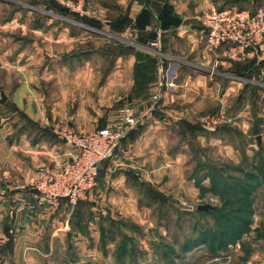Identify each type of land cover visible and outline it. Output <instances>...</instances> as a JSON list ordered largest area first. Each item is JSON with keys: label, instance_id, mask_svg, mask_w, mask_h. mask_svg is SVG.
<instances>
[{"label": "rangeland", "instance_id": "1", "mask_svg": "<svg viewBox=\"0 0 264 264\" xmlns=\"http://www.w3.org/2000/svg\"><path fill=\"white\" fill-rule=\"evenodd\" d=\"M135 1L0 0V98L2 90L13 97L10 103L9 100L0 103V109L10 110L13 118L19 119V122L23 120L40 124L46 121L50 123L51 119L54 122L49 109L53 94L61 90L54 80L57 77L49 73L48 66L60 63L63 66V61L70 57L79 67L76 55L80 51L89 55L88 65L100 69V74L102 68V74L108 72L109 66L119 54L129 52H134L139 60L142 55V60L147 59L146 68L153 71L160 57L155 54L151 57L152 54L143 53L124 40L129 37L140 44L144 42L146 46L159 47L158 31L138 33L135 30L138 28L137 19L135 21L134 16L130 15L131 5ZM155 1L164 2L181 17L166 16L167 26L163 28L150 15V23L157 24L156 27L161 30H169L179 25L203 30L205 49L207 33L203 17L212 6L218 9L236 6L251 12L264 8V0ZM62 7H70L71 11L62 10ZM164 8L165 6L159 15L164 13ZM64 28L69 29L75 39L70 41L71 45H67L68 52L60 50L58 53L49 48V45L55 36L56 40L63 38L60 33ZM209 54L213 58L212 72H216L223 61L243 65L248 61L250 64L255 59L256 65L248 66L246 73L240 72L242 67H231L233 73L236 72L247 84L248 88H245L242 100L239 99L238 102L236 98L226 102L229 108L225 112L220 100L216 99L211 109L199 111L200 114L193 117V121L187 122L181 121L183 119L175 121L171 116L154 110L160 102V99L155 101L154 94L152 116L145 123L140 122L137 117L131 135L138 138L145 131L148 133L149 129L151 136L163 137L167 134V137H163L168 141L167 153L174 156L180 148L185 152L181 167L184 186L180 188L179 180L175 181L177 184L172 182L169 186L164 185V181L168 180L166 178H169L167 171L162 174V177H166L164 181L157 184L145 182L137 176L131 182L128 180L129 194L116 197L115 210L104 209L97 215L98 218L91 213L83 212L82 216L78 215L81 210L76 212L71 225L73 222V230L79 229L80 234L85 237L86 244L82 247H85L86 254L76 261L72 260L71 264H264V176L261 175V169L264 170V65L257 68L259 58L260 61L264 60V55H251L244 62L227 59L220 53ZM217 58L220 59V64L215 66ZM162 65L165 66L164 63ZM52 69L60 71L61 68ZM90 87L88 93L94 99L95 92ZM16 93L20 95L14 99ZM35 93L37 98L33 96ZM121 101L115 102L118 109L122 105L118 117L107 126L121 122L127 109L135 112L133 105H124ZM36 103L38 107L39 104L42 105L44 114L39 123L31 121L23 111L26 106L37 110ZM4 117H0V124ZM55 121L69 122L81 134L93 131L77 130L70 121ZM145 126L151 127L145 130ZM257 134L261 137L260 142ZM248 171L259 175L261 185L249 196H244L246 204L236 200L238 195H224L214 189V177L218 176L220 182L247 180ZM99 176L100 172L97 180ZM202 204H210L211 208L208 210H212L199 211L198 207ZM242 217L248 219L247 223L240 220ZM91 219L93 223L88 222ZM79 222H82L80 227ZM234 225L240 226L241 232L231 237L226 245L221 244L219 237L215 240L212 238L211 229L223 227L232 232ZM1 231L2 228L0 264H6L1 256L9 252L7 245L2 244L6 238ZM204 234L207 235L205 241L198 240L190 246L189 243ZM8 264H11L9 260Z\"/></svg>", "mask_w": 264, "mask_h": 264}, {"label": "crops", "instance_id": "2", "mask_svg": "<svg viewBox=\"0 0 264 264\" xmlns=\"http://www.w3.org/2000/svg\"><path fill=\"white\" fill-rule=\"evenodd\" d=\"M159 2L151 1L150 11L155 17L165 6L164 2ZM144 3L145 0H136L131 5L130 15L134 16L135 21L137 19L138 28L135 30L144 33L158 31L159 47L146 46L129 37L128 40L123 39L141 52L152 54L151 57L154 54L160 57L153 68L155 72L146 68L147 59L141 60V55L139 60L134 52L119 54L108 72L102 74L101 69L102 75L100 69L88 65L89 55L82 51L76 55L79 67L70 57L63 61V66L61 63L49 64V73L57 77L54 80L61 90L53 94L49 109L54 122L57 119L70 121L77 130L83 131L107 126L119 115L122 105L119 109L115 107V102L119 100L124 105L134 106L135 116L140 122H147L154 110L171 116L175 121L183 119L181 121L189 122L200 114L199 111L211 109L216 99L220 100L225 112L229 108L226 102L236 98L238 102L242 100L247 84L231 69H240L238 63L223 61L219 69L212 72L213 58L203 45L204 31L182 25L161 30L155 23H150V15L143 13ZM60 34L63 38L56 40L55 36L49 48L58 53L60 50L68 52L70 41L75 36L73 38L67 28ZM52 67L61 69L57 71ZM89 86L95 92L94 99L89 96ZM159 92L160 102L155 109L152 98ZM6 95L10 103L13 97L9 93ZM19 95L14 94V99ZM33 96L37 98L36 93ZM24 109L31 121L39 123L44 115L40 104L37 110L27 106ZM2 116L5 117L0 124V228L2 236L6 238L2 244L7 245L9 252L1 256L3 263L8 264L9 260L11 264H71L72 260L76 261L86 254L85 247H82L86 244L85 237L79 229L73 230V222L71 225L76 212L81 210L78 215L91 213L98 218L97 215L104 209L115 210L116 197L129 194L128 180L131 182L138 177L157 184L164 181L166 177H162V174L167 171L169 178H166L168 180L164 181V185L169 186L179 180L180 188L184 186L181 167L185 152L180 148L171 156L166 151L168 141L163 138L167 134H163V137L151 136V126H145L149 132L133 138L132 127L115 154L101 166L98 185L78 205L71 204L64 197H60L56 203L40 201L41 193L35 184L44 176V171L50 166L59 167L76 156L78 151L55 133L52 119L50 123L46 121L40 124L19 122V119L13 118L10 110L4 108L0 109ZM88 222L93 223V220Z\"/></svg>", "mask_w": 264, "mask_h": 264}, {"label": "built area", "instance_id": "3", "mask_svg": "<svg viewBox=\"0 0 264 264\" xmlns=\"http://www.w3.org/2000/svg\"><path fill=\"white\" fill-rule=\"evenodd\" d=\"M203 22L206 24L208 51L235 61H245L251 55H264L263 7L251 12L236 6L224 9L212 6L203 17ZM219 64L220 59L217 58L215 66ZM154 99L158 101L160 94H155ZM136 122L134 110L127 109L121 122L84 134L78 133L68 122L52 123L55 133L78 152L60 168L44 171V176L35 184L41 193L39 200L56 203L64 197L76 205L85 198L98 184L102 163L115 153Z\"/></svg>", "mask_w": 264, "mask_h": 264}, {"label": "trees", "instance_id": "4", "mask_svg": "<svg viewBox=\"0 0 264 264\" xmlns=\"http://www.w3.org/2000/svg\"><path fill=\"white\" fill-rule=\"evenodd\" d=\"M61 9L63 10V8H61ZM143 13L148 14V15H153L152 12L149 9H144ZM166 16L167 17L169 16V17H173V18H178V17L175 16V13L171 10V7L165 5L164 13L161 14V15H158L157 17L154 16V18L158 21L159 25L161 27H163V28L167 26ZM156 26H157V24H156ZM143 44H146V43L143 42ZM252 61L255 62V59H253ZM248 62H246L242 66L240 65L241 63H238L239 67H242V70H240V72L246 73V72H248L247 71L248 70V66L251 65L252 67H254L256 65V63H254V62H251L250 64ZM258 62L259 63H257L258 64L257 68H260L259 66H263L264 65V60L258 61ZM145 64H146V62H145ZM251 70H252V68H251ZM261 175L264 176V170H262V169H261ZM246 177H248L247 180H238V181H233V180L226 181V180H223L222 182H220V178L218 176H216V177L213 178V181H214V185L213 186H214V189H218L219 192H222V194H224V195H228V194H230L232 196L238 195L239 198L236 199V200L238 202L242 203V204H246L247 201L244 199V196H249L250 194L255 192L259 188V186L261 185L260 184L261 183L260 182V177H259L258 174H256V172L248 171V172H246ZM154 193H156V192H154ZM247 207H248V205H247ZM247 207H246V209H247ZM210 210H212V209H210ZM210 210H208V211L202 210V211L203 212H209ZM211 212H213V211H211ZM234 218L239 220L236 216H234ZM240 220H243L246 223L248 221V219L244 218V217H242ZM232 228H233L232 232H230L229 228L225 229L223 227H220V228L216 227L214 229H211L212 238L215 240L217 237H219L220 240H221V244L226 245L227 242L231 239V237H235L238 234H240V232H241L240 226H238V225H234V226H232ZM206 236L207 235L204 234L199 239H195L194 241L189 243L190 246H192V244L194 242H198V240H204L205 241Z\"/></svg>", "mask_w": 264, "mask_h": 264}, {"label": "water", "instance_id": "5", "mask_svg": "<svg viewBox=\"0 0 264 264\" xmlns=\"http://www.w3.org/2000/svg\"><path fill=\"white\" fill-rule=\"evenodd\" d=\"M151 1L152 0H145V3H144V8L145 9H149L151 10ZM63 10L67 11V12H70L71 11V8L70 7H62ZM175 16L176 17H181L180 14H178L177 12L175 13ZM7 95L4 91L1 92V98H0V103H4L7 101ZM258 140L260 141V135H258ZM209 208H211V205L210 204H202V205H199L198 209L199 210H208Z\"/></svg>", "mask_w": 264, "mask_h": 264}]
</instances>
